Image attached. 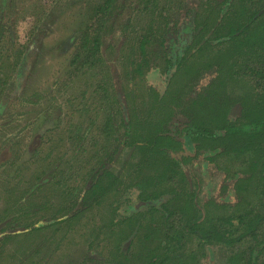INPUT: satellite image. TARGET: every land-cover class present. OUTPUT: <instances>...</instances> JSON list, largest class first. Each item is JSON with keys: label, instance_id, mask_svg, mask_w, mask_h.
I'll use <instances>...</instances> for the list:
<instances>
[{"label": "rangeland", "instance_id": "obj_1", "mask_svg": "<svg viewBox=\"0 0 264 264\" xmlns=\"http://www.w3.org/2000/svg\"><path fill=\"white\" fill-rule=\"evenodd\" d=\"M105 1L0 0V38L12 51L7 52L12 53L11 59L17 66L15 71L10 66L6 68L11 72L9 78L0 73V83L6 81L0 88V134L2 129L9 139H14L11 158L0 167V215L5 206L18 204L17 214L26 221L23 228L13 224V229L10 225L6 227L12 234L7 243L0 240V264H144L141 253L145 244L153 248L156 243L145 240L146 233L140 224L126 220L132 217L130 212L128 218L121 215L118 199L123 190L118 187L66 222L39 232L30 231L35 224L48 225L54 219L67 218L66 212L79 205L77 200L83 196L89 175L102 160H114L110 169L125 183L131 178L137 182L155 172V168L143 162L140 149L120 143L128 125L138 136H146L147 128L151 129L158 118L164 117L157 104L146 96L147 90L165 83L166 77L156 70V64L162 62L159 55L162 48L151 43L143 55L140 38L151 20L155 21L156 31L163 28L165 20L182 24L188 11L205 13V8L199 7L202 1L209 0H159L154 13H145L140 0H117L113 8L100 13ZM102 16L105 25H101ZM99 28L100 51L93 63L86 65L93 38L82 50L83 37ZM24 55L28 70L21 66ZM142 57L152 65L140 76L135 73L133 63ZM185 76L177 75L173 82L172 92L181 93L176 107L192 97L183 85L192 88L199 80ZM229 86L238 88L235 94L249 92L243 83ZM164 88L165 85L159 89ZM47 113L52 115L54 125L42 135L35 158L18 172L4 169L21 159L13 157L31 143V134L34 138L40 134L41 128L35 129L33 121L39 116L42 121ZM183 157L189 163L183 166L182 182L174 178L179 191L169 207H180L187 200L183 194L188 193L195 195L198 206L211 198L220 201L224 174L214 165L205 168L203 160L195 157L193 144L187 143L185 151L176 155L178 159ZM237 162L232 157L223 165L234 170ZM54 164L59 165L60 171L49 175L52 179L44 184L47 169ZM136 167H142L140 171L145 174L137 178L132 169ZM12 218L17 219L15 214ZM9 220L12 222L11 217ZM25 230L29 232L15 233ZM129 242L133 243L131 247ZM208 250L203 256L198 242L191 241L183 254H196V264H227L228 248L215 245Z\"/></svg>", "mask_w": 264, "mask_h": 264}, {"label": "trees", "instance_id": "obj_2", "mask_svg": "<svg viewBox=\"0 0 264 264\" xmlns=\"http://www.w3.org/2000/svg\"><path fill=\"white\" fill-rule=\"evenodd\" d=\"M116 1L106 0L99 12H107ZM202 2L199 8H205V13L188 11L182 24L165 20L158 31L151 20L140 38L143 55L151 43L162 48V62L156 64V70L166 77L164 84L159 83V88H165L147 90L146 96L164 117L147 128L146 136H138L128 125L120 143L140 149L143 162L155 172L140 179L145 174L142 167L132 168L139 179L125 183L110 169L114 160H102L89 175L79 205L66 212L64 221L118 187L123 190L118 199L121 215L129 211L132 217L126 220L140 224L147 242H156L153 248L145 244L141 253L144 264H196V254H183L191 241L198 242L205 257L210 246L228 248L227 264H264V0ZM140 3L145 13H154L159 0ZM100 21L105 25L104 16ZM100 29L83 37L82 50L93 38L86 65L100 51ZM133 64L140 76L152 65L143 57ZM177 75L199 79L192 88L183 85L192 97L178 107L181 93L172 92ZM229 83H243L249 92L235 94L238 88ZM187 143L193 144L195 157L203 160L205 168L214 165L224 174L223 197L198 206L193 193L183 194L187 200L175 209L169 207L179 191L174 178L182 182L183 166L189 163L176 155L185 151ZM232 157L238 164L229 170L223 163ZM46 228L49 226L41 222L30 231ZM130 252V248L125 252L126 260Z\"/></svg>", "mask_w": 264, "mask_h": 264}, {"label": "flooded vegetation", "instance_id": "obj_3", "mask_svg": "<svg viewBox=\"0 0 264 264\" xmlns=\"http://www.w3.org/2000/svg\"><path fill=\"white\" fill-rule=\"evenodd\" d=\"M2 41L3 40L1 39L0 40V50H1V48H3L2 49L3 52L0 53V58H1L0 59V73H6L8 76L7 78H9V73H11V72L10 71L8 72V70H6V68H8L10 66L11 70L15 71V68L17 66L15 65V62L13 61V59H11L12 53L7 52L8 50L9 51H11V50L8 49L6 47V45L4 43H2ZM24 65L26 67V70H28L30 68L28 65V60H27L26 56L23 58L21 66H24ZM21 71H22V69L20 68L19 72H21ZM18 80H19V78H18ZM5 84H6V81L2 84L0 83V88L3 87ZM18 84H21V82H18ZM31 106H33V105H31ZM1 113H2V107L0 106V114ZM41 119H42V117L39 116L36 118L35 121H33V127L37 126L35 129H37L38 127L41 128L40 132H39L40 134L36 135L35 138H34V134H31V137H30L31 143L30 144L28 143V146H25L19 155H16L15 157H13V159H14V158L21 156L22 160L17 158L16 161L9 163L7 166H4L3 167L4 169H11L14 172H18L20 168H27L28 164L32 161V159L35 158L36 154L38 153L37 149L40 147V142H41L40 139H41L42 135H45L46 133L51 131L53 128V125H54V120L52 119V115H50V113H47L46 117L42 121H41ZM1 121H2V119L0 118V124H1ZM3 121H4L3 123H6L5 119ZM7 134H8L7 132H5L1 129V134H0V167L2 166V164L6 163L7 159L11 158L10 150L13 147L12 145L14 144V143L11 144L14 139L13 138L9 139L8 136H6ZM29 134H30V132H29ZM57 170L60 171L58 164L57 165L54 164L50 168L47 169L45 176L46 177L48 176V177L45 178L44 184H49L50 180L52 179L49 175L53 174ZM51 183H52V181H51ZM27 192L28 191H26V193ZM96 202H99V200H96L94 203H96ZM17 209H18V204H11V205H8L7 207L5 206L4 210L2 211V214L0 215V222L5 221L4 223H7V225H5L3 228H1L2 230L0 229V240L3 239V243H7L8 242L7 239H10V238H8V236H10L12 234L11 233L12 231L6 230V227H9V225H10V227L13 229V226L11 224H13L14 226L17 225V227H20V228L24 227L23 224L26 221L20 220L21 216H19L17 214V212H18ZM14 214L17 217L16 220L12 218V216ZM122 216L125 218H128L129 217V211H128L127 215L124 212L122 214ZM10 217L12 219V222H10V220H9ZM64 217L59 218L57 220L54 219V221L50 222L48 224V226L51 227L54 224L58 225V224H61L62 222H65V221H63V220H65ZM70 217H72V216L70 215ZM61 219H63V220H61ZM4 223H2V224H4ZM26 229H28V228L26 227ZM28 232H29L28 230H25V231H17L15 233L16 234H23V233H28Z\"/></svg>", "mask_w": 264, "mask_h": 264}]
</instances>
